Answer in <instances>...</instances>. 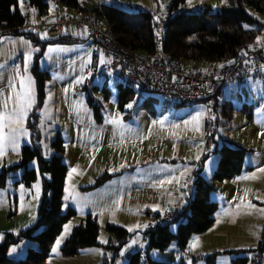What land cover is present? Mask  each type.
I'll return each mask as SVG.
<instances>
[{"label": "rangeland", "instance_id": "374dc122", "mask_svg": "<svg viewBox=\"0 0 264 264\" xmlns=\"http://www.w3.org/2000/svg\"><path fill=\"white\" fill-rule=\"evenodd\" d=\"M171 1L83 0L88 7L111 4L129 10L139 5L158 13L166 12ZM226 2L191 0L189 4L186 0L180 9L196 12L201 6L200 12L209 13ZM19 5L29 15L28 22L32 25L51 20V16H47V20L40 17L34 20L25 1ZM248 11L264 23L263 14L252 8ZM6 36L0 37V172L18 164L23 146L33 144L27 120L38 100L32 66L27 67L24 57L17 51V44L12 45ZM45 37L43 32L39 34L41 41ZM87 54L89 48L83 41L51 43L40 59V68L46 70L49 77L45 82L44 103L39 110L38 143L43 155L49 159L55 153L52 141L58 136L63 139V160L69 169L63 211L69 207L76 210L65 223L70 226L68 232L64 234V225L56 238L64 234L57 251L51 250L44 264H102L112 253L108 223L123 226L131 233L125 249H142L146 254L147 242L142 241L147 237L144 235L146 229L156 222L154 214L161 211L162 206L181 208L185 204L193 186L186 196L183 189L191 177L194 182L198 162L202 163L203 177L215 187L211 199L218 201L219 210L214 224L195 235L186 248L173 241L165 250L150 249V257L171 263L208 264L204 259L194 260L193 257L239 250L238 254H218L215 264H232L236 256L245 255L250 258L247 264H254L253 258L257 256L264 262V250L248 252L259 246L264 228V171H260L264 169V83L248 82L257 85L226 88L223 100H229L232 109L222 105L211 114L203 102L175 103L161 92L134 90L122 103L120 85L124 86V82L103 69V54L98 57L97 71L93 67L87 70L94 62L87 63ZM188 65L206 68L208 63L202 61L198 66L188 62ZM100 71L101 75L97 77L96 73ZM86 84L88 89L84 88ZM89 94L98 101L101 119L95 116L93 106L88 103ZM245 102L252 106L251 118L250 109L246 105L243 108ZM129 104L132 106L127 107ZM211 123L214 142L206 150L205 140ZM226 141L247 149L244 170L233 179L214 181L220 148ZM248 163H252L254 169L249 170ZM28 166L38 170L36 160ZM23 172L21 167L11 169L6 185L0 187V242L8 233L18 234L32 227L37 220L43 197V177L50 178V175L38 171L37 179L28 186L20 181ZM105 173L112 177L89 188ZM90 213L100 225L99 244L83 248L72 256L63 255L61 248L72 229L85 224ZM170 228L175 231L177 222L171 223ZM193 243L195 247H192ZM29 247L37 248L38 244L23 239L9 248L8 255L23 258ZM119 264H128V260Z\"/></svg>", "mask_w": 264, "mask_h": 264}, {"label": "trees", "instance_id": "16d2710c", "mask_svg": "<svg viewBox=\"0 0 264 264\" xmlns=\"http://www.w3.org/2000/svg\"><path fill=\"white\" fill-rule=\"evenodd\" d=\"M65 8L78 12L87 11L97 19L103 20L115 38L131 51L143 55H150L156 50V31L154 28L153 14L149 10L125 9L111 4H99L88 7L83 0H57ZM30 9L35 10L42 17L49 14L48 0H26ZM186 4V0H172L167 7L168 17L163 29V48L174 59H179L188 64L192 62L198 65L205 61L208 64L219 62L229 63L237 53V48L246 42L256 39L261 31L258 25L261 22L250 12L252 8L264 15V0H227L218 10L205 13L180 10ZM28 14L24 13L18 0H0V36L6 34L25 36L38 47L32 65V71L38 88V100L27 120V126L31 130L33 144H25L22 148L18 164L5 167L0 172V187L5 186L9 171L16 167L24 168L21 182L30 186L41 174H49L50 178L43 177V197L38 209L36 223L18 234L8 233L5 240L0 242V264H44L51 255V250L57 236L61 233L65 223L76 214L73 207L66 212L64 206V189L68 166L63 160L65 144L58 136L52 141L55 153L51 158H46L39 145L40 133L38 128L39 110L46 96L45 82L49 77L46 70L40 68V59L44 55L46 47L51 43L72 44L80 39L63 35L55 39L41 41L39 34L27 27ZM194 66V65H192ZM200 66V65H198ZM88 89V84L84 85ZM106 89V88H105ZM107 92V90H105ZM132 92L125 85H120V102L127 101ZM88 103L93 106L95 116L101 119L98 102L89 94ZM123 103V102H122ZM147 105V103H146ZM145 105V106H146ZM244 104L243 108H249V117H252V106ZM247 149L243 146L226 141L220 148V158L213 172L214 181L233 179L244 170V161ZM33 160L37 161L38 170L28 165ZM194 192L188 196L185 204L180 208L174 218L167 222L159 221V214L155 213V224L144 232L147 235L146 254L142 249L133 251L128 264H140L141 258L147 259V264H186L184 261L171 263L154 260L149 255L150 249L165 250L176 241L181 248H186L199 233L212 226L215 215L219 210V203L211 199L214 185L209 183L201 174V168L194 174ZM110 174H103L97 178L95 187L111 178ZM177 222V228L172 231L171 223ZM109 234L123 243L128 241L131 233L123 226L108 223ZM100 225L97 219L90 213L85 224L75 226L71 234L65 240L61 253L65 256L77 254L81 249L98 245ZM23 239L37 242L38 247H29L23 258L9 257L8 251L12 245L18 244ZM264 250V228L256 249L253 252ZM244 252V251H243ZM221 253L238 254L239 250H226L213 252L206 256H195L194 260L204 259L208 264H215L216 257ZM252 253V254H253ZM110 257V256H109ZM109 257H105L102 264H110ZM250 258L236 256L232 264H247Z\"/></svg>", "mask_w": 264, "mask_h": 264}, {"label": "built area", "instance_id": "2783aa9c", "mask_svg": "<svg viewBox=\"0 0 264 264\" xmlns=\"http://www.w3.org/2000/svg\"><path fill=\"white\" fill-rule=\"evenodd\" d=\"M48 2V16H51V20L34 25L28 22L27 27L34 29L38 34L43 32L45 40H49L48 37L58 38L63 35L85 40L95 58L87 70L93 67L97 71L98 57L103 54L105 57L103 69L114 73L126 87L139 93L161 92L171 101L180 104L203 102L211 114L216 110L217 104L223 101L225 88L229 86L241 88L247 82H264V37L258 36L241 44L234 58L227 64L214 62L209 63L206 68H200L174 59L164 50L163 29L168 17L167 11L164 13L151 11L157 33V47L152 54L143 55L125 48L105 22L97 19L92 13L65 8L57 0ZM201 8L199 6L198 11ZM133 9L148 10L139 5L133 6ZM258 27L264 30L263 25ZM96 74L100 77L101 71ZM213 142L214 130L211 123L205 140V149L207 150ZM201 165V162L195 164L196 169H200ZM192 179L193 177L185 183L184 196L192 189L188 196L194 192ZM162 207L163 209L157 212L161 223L174 218L180 210L175 206ZM147 239L148 237L144 238L142 243H146ZM124 245L122 240L112 236L109 241V248L112 250L110 264H119L131 258L134 249L127 250ZM257 257L253 258L254 264H264L263 258ZM140 264H147V259L142 257Z\"/></svg>", "mask_w": 264, "mask_h": 264}, {"label": "crops", "instance_id": "0c3cea01", "mask_svg": "<svg viewBox=\"0 0 264 264\" xmlns=\"http://www.w3.org/2000/svg\"><path fill=\"white\" fill-rule=\"evenodd\" d=\"M25 1V0H24ZM25 3H26V1H25ZM32 10V16H33V18H34V20H37L39 17L40 18H43V20H47V16H44V17H42V16H40L39 14H38V12H36L35 10H33V9H31ZM181 10V9H180ZM218 10V9H217ZM213 12V11H212ZM258 19V18H257ZM260 22H261V24L263 25V27H264V23L262 22V20L261 19H258ZM7 36H6V38L7 39H9L10 41H11V43H12V45H14V44H17V47H18V49H17V51L21 54V56H23L24 57V61H25V64L27 65V67L29 66V65H33V62H34V58H35V55H36V53H37V51H38V47L36 46V45H34V43L30 40V39H28V38H26L25 36H19V35H12V34H6ZM2 36V35H1ZM0 36V37H1ZM259 37H264V30H261L260 31V34H259ZM80 41H83V42H85L86 44H87V42L85 41V40H83V39H80ZM79 41V42H80ZM77 43V42H76ZM0 44H1V39H0ZM73 44V43H72ZM13 51H15V49L13 48ZM94 56H93V54H92V52L89 50V54H87L86 55V60H87V63L88 62H90V61H94ZM96 65V64H95ZM97 66V65H96ZM264 82H262V84H263ZM247 84H249V85H251V86H255V85H257V84H251V83H245L243 86H242V88H245L246 87V85ZM264 85V84H263ZM250 86V87H251ZM229 87H231V86H229ZM229 87H227V88H229ZM249 87V88H250ZM96 88H98L97 86H96ZM226 89V88H225ZM132 91H134V90H132ZM225 91V90H224ZM224 98H225V95H224ZM223 102V103H222ZM222 102H220V103H218L217 104V107H221L222 105H224L225 107H230L231 109H232V105L230 104V102H229V100H223ZM245 103H247V102H245ZM249 104V103H248ZM251 104L253 105V103L251 102ZM146 105V103H144V106ZM30 112V111H29ZM242 146V145H241ZM203 164H204V162H203ZM247 168L249 169V170H252V169H254V166L252 165V163H248V165H247ZM69 170V169H68ZM203 176V175H202ZM204 179H205V177H204ZM216 220V219H215ZM215 222V221H214ZM214 224V223H213ZM212 224V225H213ZM192 240V239H191Z\"/></svg>", "mask_w": 264, "mask_h": 264}, {"label": "snow or ice", "instance_id": "6c2138e0", "mask_svg": "<svg viewBox=\"0 0 264 264\" xmlns=\"http://www.w3.org/2000/svg\"><path fill=\"white\" fill-rule=\"evenodd\" d=\"M22 2H23V0H18V3H21V5H22ZM188 3L191 4V0H188ZM78 82H79V81H78ZM131 106H132L131 104L127 105V107H131ZM5 107H7V105H5ZM13 143H15V140H14V139H13ZM260 171H264V169H260ZM36 187H37V189H38L39 186L36 185ZM262 211H264V210H262ZM69 228H70L69 225H65V233H64V234H66V233L68 232ZM64 234H62V235L56 240V246H54L53 249H52V251H53L54 253L57 251L58 246L60 245V243H61L62 240L64 239ZM197 240H198V238H197ZM195 246H196L195 243H193L192 247H195ZM12 251H15V249H12Z\"/></svg>", "mask_w": 264, "mask_h": 264}]
</instances>
